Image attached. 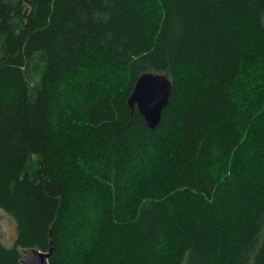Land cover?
Returning <instances> with one entry per match:
<instances>
[{
  "label": "trees",
  "instance_id": "trees-1",
  "mask_svg": "<svg viewBox=\"0 0 264 264\" xmlns=\"http://www.w3.org/2000/svg\"><path fill=\"white\" fill-rule=\"evenodd\" d=\"M0 209V264H264V0H0Z\"/></svg>",
  "mask_w": 264,
  "mask_h": 264
},
{
  "label": "water",
  "instance_id": "water-1",
  "mask_svg": "<svg viewBox=\"0 0 264 264\" xmlns=\"http://www.w3.org/2000/svg\"><path fill=\"white\" fill-rule=\"evenodd\" d=\"M172 93L173 83L168 75L146 72L138 77L128 105L133 111H139L149 129L155 130L162 121L163 112L170 103ZM52 254V242L47 252L26 250L23 264H50Z\"/></svg>",
  "mask_w": 264,
  "mask_h": 264
},
{
  "label": "rangeland",
  "instance_id": "rangeland-1",
  "mask_svg": "<svg viewBox=\"0 0 264 264\" xmlns=\"http://www.w3.org/2000/svg\"><path fill=\"white\" fill-rule=\"evenodd\" d=\"M0 239L6 247H14L17 240V225L12 216L0 209Z\"/></svg>",
  "mask_w": 264,
  "mask_h": 264
}]
</instances>
